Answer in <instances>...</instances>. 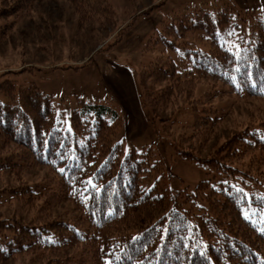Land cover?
I'll list each match as a JSON object with an SVG mask.
<instances>
[{"label":"trees","instance_id":"16d2710c","mask_svg":"<svg viewBox=\"0 0 264 264\" xmlns=\"http://www.w3.org/2000/svg\"><path fill=\"white\" fill-rule=\"evenodd\" d=\"M69 1L83 15L95 5ZM31 3L8 0L0 19ZM150 43L152 59L138 73L141 107L190 109L189 134L181 125L172 146L209 177L174 192L151 145L118 142L119 115L106 101L79 100L66 120L54 97L0 83L8 98L0 95V175L18 176L0 189V205L31 210L27 219L0 218V264H264V121L199 153L226 116L214 112V97H264V6L186 8ZM36 166L48 178L22 181ZM62 203L71 210L52 214Z\"/></svg>","mask_w":264,"mask_h":264},{"label":"rangeland","instance_id":"374dc122","mask_svg":"<svg viewBox=\"0 0 264 264\" xmlns=\"http://www.w3.org/2000/svg\"><path fill=\"white\" fill-rule=\"evenodd\" d=\"M4 1L0 0V6L6 8L10 4ZM91 2L95 5H85L83 15L69 0H32L28 13L0 19V83L10 82L16 89L33 87L54 97L55 111H63L66 120L79 100L106 101L119 115L115 136L124 150L151 145L160 157L163 174L168 176L165 177L168 188L174 192L193 190L209 175L194 162L179 159L172 146L174 135L185 134L179 128L181 125L189 134L190 109L176 110L177 102L141 107L138 73L152 59L146 46H152L149 42L156 29L186 8L216 5L238 10L264 6V0ZM142 84L147 90L159 88L144 81ZM205 88H198L196 96ZM219 89L213 88L216 92ZM0 95L8 100L5 93ZM210 103L216 114L226 116L220 128L210 135L208 145L199 150L201 156L235 131L264 121L263 96L241 98L224 94L214 97ZM193 146H198L197 141ZM47 176V169L36 166L22 171L20 178L25 182H41ZM17 179L16 175H0V189L17 186ZM67 210H71L70 204H58L52 208V214ZM29 211L16 202L11 206L2 204L0 218L16 214L27 219Z\"/></svg>","mask_w":264,"mask_h":264}]
</instances>
